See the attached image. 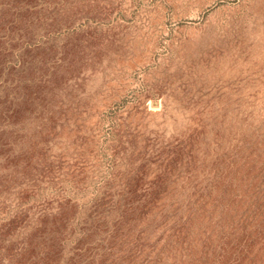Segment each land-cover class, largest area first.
Returning a JSON list of instances; mask_svg holds the SVG:
<instances>
[{
    "label": "rangeland",
    "instance_id": "374dc122",
    "mask_svg": "<svg viewBox=\"0 0 264 264\" xmlns=\"http://www.w3.org/2000/svg\"><path fill=\"white\" fill-rule=\"evenodd\" d=\"M0 262L264 264V0H0Z\"/></svg>",
    "mask_w": 264,
    "mask_h": 264
},
{
    "label": "trees",
    "instance_id": "16d2710c",
    "mask_svg": "<svg viewBox=\"0 0 264 264\" xmlns=\"http://www.w3.org/2000/svg\"><path fill=\"white\" fill-rule=\"evenodd\" d=\"M0 264H3V263L0 262Z\"/></svg>",
    "mask_w": 264,
    "mask_h": 264
}]
</instances>
